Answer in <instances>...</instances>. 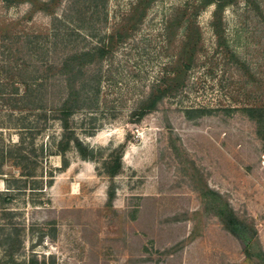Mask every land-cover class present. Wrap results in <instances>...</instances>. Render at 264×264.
Segmentation results:
<instances>
[{
	"label": "rangeland",
	"instance_id": "rangeland-1",
	"mask_svg": "<svg viewBox=\"0 0 264 264\" xmlns=\"http://www.w3.org/2000/svg\"><path fill=\"white\" fill-rule=\"evenodd\" d=\"M48 1L0 0V264H264V0H153L145 15L140 0H56L73 46L128 29L90 68L94 99L69 130L43 112L60 86L43 108L27 93L64 51L48 52ZM182 69L179 92L139 119Z\"/></svg>",
	"mask_w": 264,
	"mask_h": 264
},
{
	"label": "trees",
	"instance_id": "trees-1",
	"mask_svg": "<svg viewBox=\"0 0 264 264\" xmlns=\"http://www.w3.org/2000/svg\"><path fill=\"white\" fill-rule=\"evenodd\" d=\"M139 8L144 6L143 15L146 14L148 6H150L153 0H140ZM75 0H73V3ZM56 0L48 1L43 11L53 17L52 25L54 27L53 32L47 37V48L49 53H53L58 46L63 47V53L56 60L48 59L44 67V75L41 77H32L31 82L27 86L28 96L32 99V106L34 108H43L44 101L40 96L48 97L52 96L57 87H61L63 92V98L56 105L55 101H49L51 104L49 107H44L43 112L48 111L53 114H57V119L62 123V127L65 130H69L70 118L81 111L82 109L89 107L94 99L95 87L92 80L89 78L90 68L94 66H101L105 60L111 55L115 45L118 42H122L124 36H126L128 29L123 26L113 31L109 35H105L98 40L95 46L90 47H78L72 45L71 35L65 27V18L56 17L55 8ZM205 6L213 4L212 0H204ZM228 2H220L216 5L214 12L213 27L217 37H221L222 26V14L223 9L227 6ZM137 8V10L139 9ZM141 12V13H142ZM59 25L63 26L60 27ZM85 29L80 27L79 30ZM77 30V27L73 28V32ZM78 31V30H77ZM86 38H89L86 36ZM50 40V41H49ZM72 45V46H71ZM46 47V44H45ZM51 48H53L51 50ZM35 53H37V46L34 47ZM34 53V54H35ZM176 72V71H175ZM187 70L182 69L174 75L171 80L164 81L166 85L162 83L158 84V87L152 89L148 99L144 101L139 107L140 114L139 119L148 113L156 111L165 101L167 97L173 96L179 92L180 88L184 85V80ZM35 74L34 76H36ZM40 78V79H39ZM59 78L58 80H55ZM59 82V85L56 84ZM253 114L256 109H249ZM257 112V111H256ZM252 118H254L252 116ZM261 124V123H260ZM258 123V125H260ZM261 126V125H260ZM74 136V131H72ZM74 147L78 150L81 157L88 159L91 156L92 151L89 147L84 146L77 138L71 139ZM70 139H66L65 143H61L60 152L63 153L70 147ZM59 151V149H58ZM121 161H117L107 164L106 171L110 177H116L121 172ZM113 196V194L111 195ZM264 256V255H263ZM49 259V260H48ZM54 257L51 255L46 258V255H39L36 252H32L31 257L28 260V264H55ZM52 261V262H51Z\"/></svg>",
	"mask_w": 264,
	"mask_h": 264
},
{
	"label": "bare ground",
	"instance_id": "bare-ground-1",
	"mask_svg": "<svg viewBox=\"0 0 264 264\" xmlns=\"http://www.w3.org/2000/svg\"><path fill=\"white\" fill-rule=\"evenodd\" d=\"M263 165H264V162H263Z\"/></svg>",
	"mask_w": 264,
	"mask_h": 264
}]
</instances>
